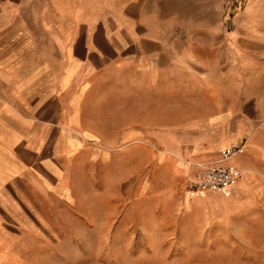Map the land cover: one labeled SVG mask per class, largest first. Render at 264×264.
<instances>
[{
	"label": "rangeland",
	"instance_id": "obj_1",
	"mask_svg": "<svg viewBox=\"0 0 264 264\" xmlns=\"http://www.w3.org/2000/svg\"><path fill=\"white\" fill-rule=\"evenodd\" d=\"M148 1L174 31L164 54L78 91L62 185L5 218L2 264H264V165L224 191L189 183L207 154L241 145L211 127L214 85L244 67L252 95L264 0Z\"/></svg>",
	"mask_w": 264,
	"mask_h": 264
},
{
	"label": "crops",
	"instance_id": "obj_2",
	"mask_svg": "<svg viewBox=\"0 0 264 264\" xmlns=\"http://www.w3.org/2000/svg\"><path fill=\"white\" fill-rule=\"evenodd\" d=\"M172 33L148 0H0V264L7 249L5 218L27 191L54 193L62 185L66 115L81 104L78 91L135 62L160 58ZM259 54L264 59V50ZM261 72L248 98L244 67L231 83L232 97H226L225 67L214 85L220 92L213 93V104L222 110L212 113L211 127L244 146L224 163L242 172L252 163L258 170L264 165V66ZM230 121H236L232 129ZM221 155L209 153L200 164Z\"/></svg>",
	"mask_w": 264,
	"mask_h": 264
},
{
	"label": "built area",
	"instance_id": "obj_3",
	"mask_svg": "<svg viewBox=\"0 0 264 264\" xmlns=\"http://www.w3.org/2000/svg\"><path fill=\"white\" fill-rule=\"evenodd\" d=\"M241 154L239 147H232L222 152L221 159L213 163L199 164L194 174L189 177L190 187L194 191L227 190L243 178L238 168L228 167L224 163Z\"/></svg>",
	"mask_w": 264,
	"mask_h": 264
}]
</instances>
